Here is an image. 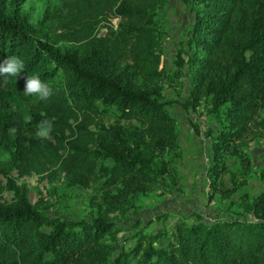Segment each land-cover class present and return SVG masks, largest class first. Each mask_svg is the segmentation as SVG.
Wrapping results in <instances>:
<instances>
[{
  "label": "trees",
  "instance_id": "trees-1",
  "mask_svg": "<svg viewBox=\"0 0 264 264\" xmlns=\"http://www.w3.org/2000/svg\"><path fill=\"white\" fill-rule=\"evenodd\" d=\"M155 1L72 0L63 29L83 43L64 49L58 45L61 35L53 36L47 27V17L32 23L23 13L25 0H0V63L17 56L25 64L7 83L0 76V151L8 155L0 163V193L11 195L0 200V264H264V190L247 203L243 216L208 220L196 214L193 222L183 218L171 230L155 232L137 223L136 233L121 239L125 230L117 222L124 217H109L113 200L110 211L90 219L54 216L38 209L11 175L29 158L57 163L60 157L51 158L52 149L61 148L67 158L87 162V175L96 174L100 160L105 186L122 185L123 198L116 202L125 201L126 210L143 193L170 190L169 162L161 156L178 146L169 112L175 101H161L129 73L136 69L159 76L152 55L160 39ZM181 1L195 12L188 41L193 52L187 61L192 82L182 105L195 107L204 97L207 113L222 125L209 170L215 187L219 152L228 147L234 152L233 142L242 140L254 113L264 110V0H199L208 5L204 13L191 6L193 0ZM110 17L118 19L117 29ZM180 55L178 70L185 64ZM222 56L226 65L219 64ZM126 59L131 69L124 72L117 65ZM32 76L60 87L46 101L25 96V80ZM110 111L115 120L106 129L101 118ZM45 119L53 127L42 139L36 131ZM130 121L144 127L124 128ZM70 168L67 172L74 173ZM167 218L168 213L157 214L151 223Z\"/></svg>",
  "mask_w": 264,
  "mask_h": 264
},
{
  "label": "rangeland",
  "instance_id": "rangeland-1",
  "mask_svg": "<svg viewBox=\"0 0 264 264\" xmlns=\"http://www.w3.org/2000/svg\"><path fill=\"white\" fill-rule=\"evenodd\" d=\"M71 2L72 0H25L22 11L29 16L32 23L47 17L46 25L52 35H61L62 39L58 41V45L67 49L83 43L70 36L69 28L63 29L69 20L70 9H67ZM154 6L158 13L156 20L160 39L151 54L158 59L155 73L159 76L139 74L136 69H131V66L127 67L131 65L130 59L117 66L124 68V72L131 69L129 73L134 75L136 83L141 82L151 88L161 101H175L169 107V112L175 118L178 146L164 151L161 156L169 162L167 175L170 190L154 188L141 194L134 208L126 210L129 205L125 204V201L116 202L123 198L120 195L122 185L105 186L100 175V160L95 162L96 174L87 175V162L79 158H67V153L61 148L52 149L55 155L51 158L57 155L60 157L57 163H45L42 158L40 163L35 159L37 157H33L29 158L20 170L11 173L16 183L27 191L31 202L50 215L90 219L99 213L110 211L108 203L113 200L115 210L109 213V217L113 221L124 217L118 220L121 222H117V225L125 230L119 234L121 239L132 237L136 233L137 223L147 225L148 232H155L161 228L171 230L174 224L183 218L187 222H193L196 220V214L208 220L241 215L246 212L247 203L264 190V120H260L264 117V110L254 113V121L247 123V131L243 133L242 140L233 142L234 152H230L231 147L219 152L221 165L219 169L217 167L216 185L211 186L209 170L214 161L212 144L222 125L218 117L207 113L210 106L208 101H205L206 98L202 97L195 107L185 109L182 105L189 97L192 82V72L187 67V61L193 52L188 48V41L192 37L191 28L195 22V12L181 0H156ZM191 6L200 13L209 11L208 5L199 0H193ZM52 13H55L56 17H53ZM109 20L113 29H117L118 19L110 17ZM102 24L103 22L99 27ZM103 31H106V28H103ZM178 52L185 62L181 70L175 67ZM218 61L221 65L228 62L224 56ZM143 76H148L149 79H144V82L137 80ZM52 84L54 86H50ZM49 86L53 92L60 87L57 83H51ZM58 107L60 104L56 105V108ZM101 119L107 129L115 117L110 111V114L107 113ZM133 125L144 127L131 121L124 123L123 127L130 129ZM49 142L54 141L50 139ZM44 153L50 158L46 151ZM237 156H246L248 160H241ZM7 160L8 155L0 151V163H6ZM68 165L74 173L67 172ZM82 167L84 169L80 171ZM10 198L11 195L6 191L0 193L1 201ZM161 213H168V218L151 223V219ZM131 243L132 241H129L127 245Z\"/></svg>",
  "mask_w": 264,
  "mask_h": 264
},
{
  "label": "clouds",
  "instance_id": "clouds-1",
  "mask_svg": "<svg viewBox=\"0 0 264 264\" xmlns=\"http://www.w3.org/2000/svg\"><path fill=\"white\" fill-rule=\"evenodd\" d=\"M25 68L24 61L17 56H10L0 63V76L4 77V83L8 82L9 76L17 77ZM25 96H35L39 100H48L53 95L49 84L42 82L38 76L27 77L23 89ZM52 121L45 119L39 122L36 136L42 139L48 138L52 131Z\"/></svg>",
  "mask_w": 264,
  "mask_h": 264
}]
</instances>
